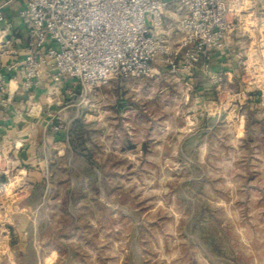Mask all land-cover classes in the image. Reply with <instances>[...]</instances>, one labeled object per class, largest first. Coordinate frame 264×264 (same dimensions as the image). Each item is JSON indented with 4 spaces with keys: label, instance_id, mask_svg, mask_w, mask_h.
I'll return each mask as SVG.
<instances>
[{
    "label": "rangeland",
    "instance_id": "obj_1",
    "mask_svg": "<svg viewBox=\"0 0 264 264\" xmlns=\"http://www.w3.org/2000/svg\"><path fill=\"white\" fill-rule=\"evenodd\" d=\"M248 13L227 74L117 78L69 100L65 149H0V264H264V0Z\"/></svg>",
    "mask_w": 264,
    "mask_h": 264
},
{
    "label": "built area",
    "instance_id": "obj_2",
    "mask_svg": "<svg viewBox=\"0 0 264 264\" xmlns=\"http://www.w3.org/2000/svg\"><path fill=\"white\" fill-rule=\"evenodd\" d=\"M252 0H26L19 13L28 37L24 56L0 66V106L11 109L22 90L32 105L22 115H47L48 126L65 129L54 110L36 97L61 95L85 100L117 78L157 77L164 65L177 75L201 62L208 72L215 56L225 55L232 35L250 18ZM173 5L171 15L167 8ZM14 23L0 6V52L13 38ZM254 31V30H252ZM240 32V33H239ZM154 65V66H153ZM44 80L52 88L41 93ZM55 104V103H54ZM15 112V111H14ZM20 113V112H18ZM22 145H14L16 149Z\"/></svg>",
    "mask_w": 264,
    "mask_h": 264
},
{
    "label": "crops",
    "instance_id": "obj_3",
    "mask_svg": "<svg viewBox=\"0 0 264 264\" xmlns=\"http://www.w3.org/2000/svg\"><path fill=\"white\" fill-rule=\"evenodd\" d=\"M26 0H0V6L3 8L4 15L7 19L14 23L13 38L9 45H5L3 52H0V66H5L12 62L20 60L24 56V50L28 43V37L24 26L19 19V13L24 8ZM167 11L172 14L175 10L173 5L167 8ZM231 49L225 55L219 56L223 62L217 67L213 68L215 72H225L226 74L231 71L230 65L224 58L231 56ZM204 68L195 67L191 72H186L180 68L177 76L185 81L186 85L193 84L194 75L197 72L204 73ZM162 72H168L166 68L162 69ZM169 73V72H168ZM196 79V78H195ZM43 89L41 93L52 88V84L49 81L44 80ZM69 92L66 88H63V93L52 98L43 97L42 94L38 95L36 99L37 105H42L46 109L47 102L52 104L54 110H58L59 107H55L56 103L62 102L63 106H67L62 112V120L65 123V129L57 130L56 127L48 126V117L45 113H42L39 117L21 116L32 105L31 102L27 103L28 96L22 90H20L16 97L14 105L11 109H6L0 106V149L2 150L7 146L11 151L17 153L19 159L28 155V161L37 160V154L41 151H56L57 149H65L66 142L69 139ZM55 103V104H54ZM15 111V112H14ZM20 112V113H18ZM22 145L16 149L15 144ZM25 158V157H24ZM23 158V159H24ZM24 163L26 161H23Z\"/></svg>",
    "mask_w": 264,
    "mask_h": 264
},
{
    "label": "bare ground",
    "instance_id": "obj_4",
    "mask_svg": "<svg viewBox=\"0 0 264 264\" xmlns=\"http://www.w3.org/2000/svg\"><path fill=\"white\" fill-rule=\"evenodd\" d=\"M6 151V150H5ZM7 152V151H6ZM6 152H5V154H6ZM8 153V152H7Z\"/></svg>",
    "mask_w": 264,
    "mask_h": 264
}]
</instances>
